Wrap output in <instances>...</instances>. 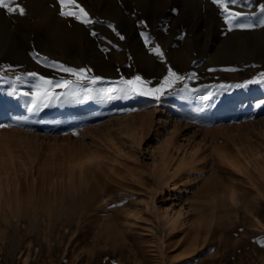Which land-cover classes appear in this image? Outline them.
<instances>
[{
	"label": "rangeland",
	"instance_id": "rangeland-1",
	"mask_svg": "<svg viewBox=\"0 0 264 264\" xmlns=\"http://www.w3.org/2000/svg\"><path fill=\"white\" fill-rule=\"evenodd\" d=\"M108 1L91 0L89 9L86 0H77L93 23L71 22L96 37L97 55L110 48L105 59L116 60L109 68L62 57L38 35L32 50L43 62L23 64L24 76L15 75L6 98L1 88L9 84L0 81V186L14 192L18 180L26 201L44 204L33 226L5 230L0 264H264V83H247L261 77L264 61L216 60L220 41L208 29L223 37L229 30L211 0H170L154 13L137 0H114L120 8L136 7L140 18L124 22L100 12ZM245 1L230 7L242 13ZM199 8L215 12L216 20L197 27L185 22ZM158 31L171 33L177 45L156 43ZM191 32L200 34L195 41L201 46L185 51ZM134 35L154 42H144L148 57L132 46ZM231 41L220 43L226 53ZM157 47L162 55L153 51ZM60 65L101 79L84 81L75 96L56 88L58 99L29 110L31 95L24 93L39 77L54 84L76 79ZM169 69L185 79L159 100L100 91L136 76L157 88ZM185 84L200 91L190 96Z\"/></svg>",
	"mask_w": 264,
	"mask_h": 264
},
{
	"label": "bare ground",
	"instance_id": "bare-ground-1",
	"mask_svg": "<svg viewBox=\"0 0 264 264\" xmlns=\"http://www.w3.org/2000/svg\"><path fill=\"white\" fill-rule=\"evenodd\" d=\"M137 1L139 2V5L142 7V9L145 10L146 7H149L148 12L151 13L156 12V10L157 12H160L161 7H163L168 2H171L170 0H152V1L137 0ZM175 1L177 0H174V2ZM244 3H245V5L243 4L244 12H242V15L239 17L238 22L243 24H251L253 25L252 28L241 29V28L233 27L232 30L229 31V33L227 32L224 37L223 34L220 33L219 31L213 33L214 32V29H212L213 27L211 28L210 26V28L208 29L209 32L210 33L212 32V34L214 35L213 38L216 40V42L220 41L221 43L222 41L229 38H231L232 40L229 46L231 50H229L228 53H226L227 48H222L223 45H221L219 42L218 44L220 46L216 45V47H214L213 45L209 47V48L212 47L215 48L213 55L215 54L216 60L232 59L233 61V60L253 59L256 61H262V60L264 61V3L255 0H247ZM86 4L89 9H92L91 0H86ZM116 4L117 3H115L114 0H109L108 3L105 6H103V8H101L100 12L104 16H107L109 18L112 17L122 22H124L123 20H127L129 18L138 19L139 15L133 3H128L125 7L121 4L123 6L122 8L127 9L128 13L126 10L125 12L122 8H120ZM16 5L22 6L25 9L23 0H15V4L13 6ZM26 8L32 15V18L26 15L28 12H26L25 15H19L18 13L8 14L6 10L0 9V14L2 17L0 19V63L1 61H9L15 63L16 65L18 64L16 68L0 67V75L2 76L0 78V81L4 84L5 83L9 84V88L7 90L4 89L2 90L1 87L3 85H0L1 93L3 97L6 98L8 94H11L10 91L13 89L15 84V75H22L23 73L22 74L19 73L24 72L25 69H27V67L23 66V64L27 63L29 66L33 67L34 63L43 62V60L40 61L38 60L36 56L37 53L34 50H32L34 44L33 37H37L38 35L45 36V39L47 41L49 40L50 44L53 47L59 48L62 57L69 56L71 60L74 62L75 61L80 62L79 58L82 57L90 66L109 68L112 65V61L116 60V58L115 59L111 58L112 60L105 59V55L106 56L111 55L110 54L111 50L108 46L107 47L109 49L105 47L107 51H105L104 54H102V56L97 55L93 51L94 48L96 47V42H98L96 40V37L90 36L88 33H84L83 30L78 31L76 26L73 25V23L71 22L72 21L71 17L60 18L57 11L55 0H50L49 2L48 0H27ZM200 10L202 9L199 8V10L198 9L194 10L192 16H189L188 18L184 19L185 22L187 23L190 22L191 24L197 27V25H199L198 23L203 20H205L204 24L207 26L210 22V17H211V22L212 20H216L217 17L215 12L213 11L211 12L210 10L206 9L205 10L206 13H203L204 10L202 12H199ZM147 14L148 17H152L149 15V13ZM99 27L103 30L106 29L105 25H100ZM76 34L79 36H75ZM157 35H158L157 36L158 40L156 41V43H158V41H166L165 44H169V40H170V44L173 42V44L171 45H174V47L177 45L176 44L177 41L175 42L174 40L175 36H171V33L169 34V37H167L162 31H158ZM198 35L200 34L198 33ZM198 35H195L194 33L186 35V38L184 37V39L189 38L190 42L191 41L192 42L189 43L188 45L182 44V49L187 51V48L190 45H192L195 49L201 46V43L199 41H195ZM131 41H132L131 43L132 46L135 48L136 51H138L141 57L149 56V54L146 53L143 46H144V42L146 41H148L150 44L154 43L152 42V40H149V38L146 36L142 37L139 35H134L131 37ZM80 44H83V46L84 44H86L87 49H84V47L81 49L78 46ZM214 44L216 43L214 42ZM217 48L219 49V51L216 50ZM198 51L201 52L200 49H198ZM207 53L208 52H203V54L205 55ZM26 72L28 73V71ZM246 104L248 105V103ZM147 105L148 103H144L142 107ZM249 109H251V106ZM36 110H40V109H36ZM242 110H244V107ZM12 184H14V182ZM22 188L23 187L21 186V183L18 180L14 185V189H13L14 192L11 191L9 185L0 186V228H1L0 243L6 240L5 230L7 228H14V231L15 230L22 231L27 226H33L34 225L33 219L36 218V216L39 214L41 210V206L44 205L42 204L40 206L36 202L30 204L28 201H26V197L28 196L25 197V193L23 192ZM34 201L36 200L34 199ZM38 201L40 202L39 199ZM27 212L31 213L30 215H32L30 219L24 218V215ZM207 228L206 230H208ZM190 240H189V244H190Z\"/></svg>",
	"mask_w": 264,
	"mask_h": 264
},
{
	"label": "snow or ice",
	"instance_id": "snow-or-ice-1",
	"mask_svg": "<svg viewBox=\"0 0 264 264\" xmlns=\"http://www.w3.org/2000/svg\"><path fill=\"white\" fill-rule=\"evenodd\" d=\"M57 3L59 4V15L61 17H72L85 25L93 23V21L89 18L88 12L77 3V0H57ZM211 3L215 5L219 13L222 14L223 20L225 24L228 25L229 31H231L233 27L241 29L253 27L251 24H243L238 22L242 13L234 11L230 7V4H235L236 0H211ZM14 4L15 0H0V9L6 10L8 14H26L25 9L22 6H13ZM93 35H95V33H93ZM121 39H123V37H121ZM153 51L158 55H162L158 47L153 49ZM53 66L55 67L56 65ZM59 68L65 73H70L76 79L74 81L62 79L54 84L51 80L39 77V83L33 86V91L31 93H24L26 96L31 95V108L29 110H34L39 107H47L48 103L53 99H58V96L54 91L56 88L69 89V94L75 96L78 94L76 90L80 89V86L84 81H87L89 85H94L101 79L100 77L89 78L86 75L85 69L75 70L64 67L63 65H60ZM31 75L35 76V74ZM184 79L185 77L177 75L175 72L169 69L168 75L164 77L163 83H161L157 88L147 87V83L143 81L141 77L136 76L132 80H122L119 87L109 88L106 90L101 89L100 91L115 92L124 95H127L131 92L140 96H152L156 100H159L160 97L165 94L166 89L173 88L177 81H182ZM247 83H264V73L261 74V77L258 80H250ZM184 89L187 90V94L190 96L200 91V89H188L187 84L184 85ZM92 91L93 89L91 87L84 88L83 92L85 94V98H88ZM208 95H211V93ZM261 243L262 246H264V242Z\"/></svg>",
	"mask_w": 264,
	"mask_h": 264
}]
</instances>
